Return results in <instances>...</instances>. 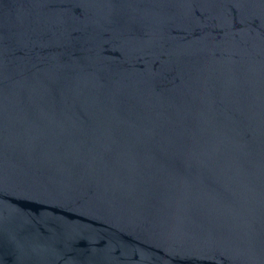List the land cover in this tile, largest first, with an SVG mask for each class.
<instances>
[{"label":"water","instance_id":"water-1","mask_svg":"<svg viewBox=\"0 0 264 264\" xmlns=\"http://www.w3.org/2000/svg\"><path fill=\"white\" fill-rule=\"evenodd\" d=\"M0 264H264V0H0Z\"/></svg>","mask_w":264,"mask_h":264}]
</instances>
